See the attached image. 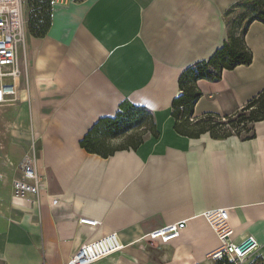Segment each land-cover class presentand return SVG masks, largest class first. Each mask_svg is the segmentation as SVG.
I'll return each instance as SVG.
<instances>
[{
  "label": "crops",
  "instance_id": "crops-1",
  "mask_svg": "<svg viewBox=\"0 0 264 264\" xmlns=\"http://www.w3.org/2000/svg\"><path fill=\"white\" fill-rule=\"evenodd\" d=\"M238 1L53 0L46 36L29 33L20 49L18 90L19 120L42 136L45 188L26 199L13 185L0 192V264H66L110 233L124 247L92 264H216L220 239L204 213L218 208L229 210L237 240L260 243L247 264L264 256V120L253 138L218 139L179 134L172 116L181 73L224 44L225 12ZM245 40L252 63L199 79L194 116L232 113L264 89V23H250ZM125 100L153 113L158 135L108 158L88 153L80 140ZM173 223L181 231L172 243L143 238Z\"/></svg>",
  "mask_w": 264,
  "mask_h": 264
},
{
  "label": "trees",
  "instance_id": "trees-1",
  "mask_svg": "<svg viewBox=\"0 0 264 264\" xmlns=\"http://www.w3.org/2000/svg\"><path fill=\"white\" fill-rule=\"evenodd\" d=\"M251 2L241 19L247 18L242 32L238 35L235 30L229 31L224 44L208 60H203L187 67L179 77L180 94L173 99L172 116L175 119L176 132L189 137H199L203 133H210L214 138L222 139L231 135H238L243 139L255 136L253 124L264 120V89L253 96L244 106L232 113L220 114L206 112L194 116L196 101L203 95L197 86L199 79L218 81L224 69H234L238 65H249L253 61L252 50L247 46L245 34L248 26L255 20L264 23V0H240L233 4L226 12L228 15L237 6ZM30 9L28 13V31L35 37H44L52 23L53 0H26ZM121 110L115 117H103L80 140V145L88 153L98 154L108 158L118 150L136 149L143 139L126 148L114 147L110 142L125 133L134 125H142L144 117L141 113H149L153 120V113L142 106H135L128 100L122 102ZM153 135H158L155 121L151 126ZM264 264L263 259H258ZM251 264V263H250Z\"/></svg>",
  "mask_w": 264,
  "mask_h": 264
},
{
  "label": "built area",
  "instance_id": "built-area-1",
  "mask_svg": "<svg viewBox=\"0 0 264 264\" xmlns=\"http://www.w3.org/2000/svg\"><path fill=\"white\" fill-rule=\"evenodd\" d=\"M56 1V0H54ZM9 2L16 9L17 15L4 6ZM24 0H0V105L18 99L21 79L26 76V59H20V49L25 42L26 20L22 14ZM20 175L13 180V188L18 199L38 196L45 188V176L37 167V156L27 153L19 165ZM57 201L54 200V203ZM206 219L217 233L220 243L210 258L216 264H247L260 248V243L253 235H245L240 240L235 238V231L230 225V213L227 208L211 209L204 213ZM95 223L90 219H82ZM180 224L173 223L158 227L144 235V239L159 244L172 243L180 236ZM124 247L116 233L88 241L69 258L66 264H92Z\"/></svg>",
  "mask_w": 264,
  "mask_h": 264
},
{
  "label": "rangeland",
  "instance_id": "rangeland-1",
  "mask_svg": "<svg viewBox=\"0 0 264 264\" xmlns=\"http://www.w3.org/2000/svg\"><path fill=\"white\" fill-rule=\"evenodd\" d=\"M23 3L22 14L26 20L25 24V37L29 36L28 31V13L30 9ZM251 2H246L241 6L234 8L228 15V29L229 31L235 30L239 35L242 32V28L245 26L247 18H242L243 13L246 12L248 5ZM23 46V45H22ZM23 54V47H21ZM21 108V101L13 99L8 103L0 105V192L4 193V187H12L15 177L20 175L19 165L25 154L31 153L38 155V146L42 138L41 134H35L31 130L29 120L22 122L19 120V113ZM150 111V110H149ZM151 112V111H150ZM152 113V112H151ZM144 117V123L142 125H134L125 133L114 138L110 143H114V147L126 148L129 144L138 142L139 139H143L149 134H153L151 128L155 121L150 118L151 114L141 113ZM115 141V142H114ZM119 141V142H118ZM38 160V156H37ZM46 181V178H45ZM30 196V195H29ZM35 197V196H34ZM263 259L264 256H258L251 264H261L258 259Z\"/></svg>",
  "mask_w": 264,
  "mask_h": 264
},
{
  "label": "bare ground",
  "instance_id": "bare-ground-1",
  "mask_svg": "<svg viewBox=\"0 0 264 264\" xmlns=\"http://www.w3.org/2000/svg\"><path fill=\"white\" fill-rule=\"evenodd\" d=\"M4 6H5L6 8L11 9V10L13 11V13L17 15L16 9L13 8V5H12L11 3H9V2H4ZM116 172H117V171H116ZM120 173H121V172H120Z\"/></svg>",
  "mask_w": 264,
  "mask_h": 264
},
{
  "label": "water",
  "instance_id": "water-1",
  "mask_svg": "<svg viewBox=\"0 0 264 264\" xmlns=\"http://www.w3.org/2000/svg\"><path fill=\"white\" fill-rule=\"evenodd\" d=\"M184 225V223H181V226H183Z\"/></svg>",
  "mask_w": 264,
  "mask_h": 264
}]
</instances>
